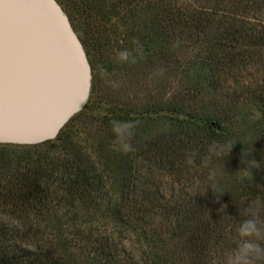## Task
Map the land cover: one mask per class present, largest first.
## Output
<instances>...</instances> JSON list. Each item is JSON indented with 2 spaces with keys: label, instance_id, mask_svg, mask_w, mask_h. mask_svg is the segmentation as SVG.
<instances>
[{
  "label": "trees",
  "instance_id": "obj_1",
  "mask_svg": "<svg viewBox=\"0 0 264 264\" xmlns=\"http://www.w3.org/2000/svg\"><path fill=\"white\" fill-rule=\"evenodd\" d=\"M57 1L86 50L90 92L53 139L0 143V264H133L113 233L142 236L149 264H177L178 245L192 264H213L209 247L228 230L253 216L264 226V204L258 211L243 199L253 183L264 201V82L239 94L229 82L263 68L264 0ZM122 75L148 80L145 99L130 105L106 93L101 106L102 78ZM115 122L133 125L126 153ZM226 144L224 154L213 150ZM189 162L217 175L208 191L219 205L207 213L201 197L168 207L154 190L156 173L188 176ZM79 210L112 235L80 227Z\"/></svg>",
  "mask_w": 264,
  "mask_h": 264
},
{
  "label": "water",
  "instance_id": "obj_2",
  "mask_svg": "<svg viewBox=\"0 0 264 264\" xmlns=\"http://www.w3.org/2000/svg\"><path fill=\"white\" fill-rule=\"evenodd\" d=\"M90 87L87 54L56 0H0V143L53 139Z\"/></svg>",
  "mask_w": 264,
  "mask_h": 264
},
{
  "label": "rangeland",
  "instance_id": "obj_3",
  "mask_svg": "<svg viewBox=\"0 0 264 264\" xmlns=\"http://www.w3.org/2000/svg\"><path fill=\"white\" fill-rule=\"evenodd\" d=\"M111 1L115 2V0ZM58 4L61 6L59 2ZM112 18L113 17L110 19L111 23L115 25L116 23ZM260 18L262 19L263 17ZM117 37H119V33L117 34ZM260 65H262L263 68L256 67L255 69L252 66L247 67L241 72L240 75L237 76L236 81H229L231 88L235 89L236 94H239L242 89H253L255 86L259 84L261 85L262 82H264V64L262 63ZM148 87V80L135 75H122L120 78H115L111 81L106 77H103L100 81V90L97 100H99V104L101 106L102 104L106 105L107 101L104 102L106 93H111L109 95L115 97L116 99L118 98V102L130 105L139 104L143 99H145V93ZM162 93H164V98L169 96L171 94V85H167ZM83 120L85 122L84 126L87 128V130L89 128V130L92 132L95 127V120L93 119V116L88 115V117H85ZM77 125L81 127L83 126L80 123ZM189 166V175L184 177H176L174 174L167 171L156 173L154 179V190L161 197L162 204L167 205L168 207H172L173 205L184 206L190 201L194 202L195 197H201L202 202L199 204V207L203 212L207 213L219 205V203L217 205L215 201L209 197L210 194L208 191H212V189L217 187V175L214 169L203 170L202 168L197 167L195 164H190V162ZM202 171L206 172L204 173ZM211 194L213 196L214 192L212 191ZM244 194L245 195L243 196V199H246L249 205H252L259 211V209L264 204L259 187L253 183H249L244 189ZM239 203V207H241L242 203ZM78 213L79 214L76 221L80 227L91 226L92 228H95L97 232L107 235H112L114 232L113 228H111L110 224L105 220H102L99 217H94L93 219L89 220L90 223H86L85 220L83 221L86 213L83 210H79ZM81 216L83 217L82 219ZM67 218H69V216H67ZM63 223H65V219H63ZM67 223L70 224L71 221H67ZM239 228H234L232 232L228 230L221 241H219L220 245L217 247H209L208 252L216 260L215 261L213 259V264L216 262L217 264H225L226 257L236 249L237 244L241 239ZM113 236L116 241L121 243L120 245L122 246L126 256L133 264H149V260L147 258L149 247L142 236L138 235L128 237V235H116L115 233H113ZM168 243L169 244L167 245L171 246L170 244H172V241L168 240ZM186 251L187 249L182 248L180 245L177 246V259L179 260L177 264H192Z\"/></svg>",
  "mask_w": 264,
  "mask_h": 264
},
{
  "label": "clouds",
  "instance_id": "obj_4",
  "mask_svg": "<svg viewBox=\"0 0 264 264\" xmlns=\"http://www.w3.org/2000/svg\"><path fill=\"white\" fill-rule=\"evenodd\" d=\"M133 125L130 123L115 122L113 130L119 143L121 152H128L132 145L128 142L132 132ZM232 145H222L214 147V151L218 155L224 154L230 150ZM241 239L237 244L236 249L226 257L225 264H253L255 258L264 255V248L258 241L264 238V226L258 224L256 217L244 220L239 228Z\"/></svg>",
  "mask_w": 264,
  "mask_h": 264
}]
</instances>
